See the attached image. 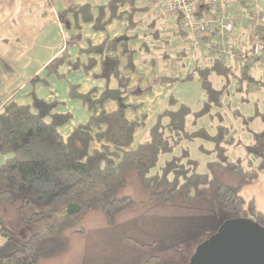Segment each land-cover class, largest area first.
Masks as SVG:
<instances>
[{
    "label": "trees",
    "instance_id": "1",
    "mask_svg": "<svg viewBox=\"0 0 264 264\" xmlns=\"http://www.w3.org/2000/svg\"><path fill=\"white\" fill-rule=\"evenodd\" d=\"M134 5L135 0H109L105 5L96 6V17L89 4L72 5L66 13L81 16L84 22H93L95 30L104 31L127 13V7L134 13ZM258 30L263 32L264 27L259 25ZM260 37L264 39V34ZM117 48L116 40L106 39L85 50L88 54H100L103 64L113 62L111 77L115 85H108L101 93L92 89L84 94L79 93L78 85L70 86L71 98L86 104L90 116L87 123L78 125L66 138L59 131L70 122L71 115L54 112L57 103L35 99V113L28 106L12 102L1 108L0 207H12L17 224L28 229L32 226L33 231L30 228V234L22 238L0 218V264H38L41 259L57 256L67 248L66 232L74 228L75 220L93 209H99L106 224L113 227L121 212L137 205L123 192L131 171L147 192L150 203L173 205L179 196L193 203L205 196L224 215L223 222L249 219L264 228V215L254 201L246 202L240 195L260 174L264 176V113L257 108L258 102H254L252 116L234 114L244 126L260 118L263 130L253 133L257 139L255 145L245 147V155L233 161L228 153L240 143L231 137L233 127L222 125L219 111L212 113L213 109L224 106L222 98L231 84L246 98L249 86L257 85L264 100V81L256 80L245 67L234 69L230 61L223 62L216 57L206 65L197 63L183 79H177L182 83L197 81L207 97L202 107L195 111L170 97L168 107L155 115L147 139L134 145L135 133L147 117L130 120L126 116L130 79L119 71L116 58L110 57ZM258 59H264V48L260 49ZM94 64L91 59L83 66L62 54L46 69L48 74L62 78L61 65L88 71ZM212 78L220 84L214 86ZM110 101L117 103L116 110L105 108ZM204 116L218 117L214 132L196 127L198 119ZM197 140L207 146L211 144L208 147L199 144L197 149L202 154L215 156L214 161L206 163L212 175L198 172L200 162L184 146ZM177 149L179 154L173 155ZM163 155H170V159L157 167ZM216 171L231 176L233 182L223 183L216 177ZM77 230L70 232L71 235L83 234V230ZM128 240L136 246H146ZM160 259V255H153L144 264H154Z\"/></svg>",
    "mask_w": 264,
    "mask_h": 264
},
{
    "label": "crops",
    "instance_id": "2",
    "mask_svg": "<svg viewBox=\"0 0 264 264\" xmlns=\"http://www.w3.org/2000/svg\"><path fill=\"white\" fill-rule=\"evenodd\" d=\"M108 1L0 0V110L12 102L28 106L35 113V99L57 103L54 112L71 115L70 122L59 131L66 138L78 125L87 123L90 116L86 104L71 98L70 86L78 85L79 93L84 94L92 89L101 93L108 85H115L111 77L113 62L103 64L100 54L85 52L90 46L113 39L118 42V48L110 57L116 58L119 71L130 79V93L125 100L129 106L126 116L130 120L145 116L146 124L149 117L168 107L171 87L182 83L177 78H184L169 76L168 73L172 72L166 70L160 71V64L170 61L178 66L182 62V69H186L188 74L197 63L206 65L208 60L213 59L208 53L191 49V36L180 32L178 17L164 15L153 4L154 0H135V12L131 14L127 7V13L111 22L104 31L95 30L94 23L84 22L81 16L66 13L72 5L89 4L96 17V6L105 5ZM244 1L232 0L227 10L229 18L236 25L235 37L242 39L241 44L233 41L232 47L241 45L247 51L252 47L249 43L252 37L259 44H263L264 39L253 29L248 30L254 26L255 16ZM260 4L264 7V0ZM62 31L67 33V39L63 38ZM62 54L83 66L91 59L95 64L88 71L81 68L71 70L67 65H61L59 73L64 74L62 78L48 74L47 66ZM190 66L191 70L188 68ZM257 67L249 72L253 77ZM262 76L264 70H261ZM171 79L178 81L167 82ZM105 108L114 111L117 103L107 102ZM144 125L137 131L144 129ZM233 130L236 131L235 128ZM237 134L235 138L240 140V133ZM235 154L234 157H239L236 150ZM240 195L246 202L253 200L257 210L264 215L263 174L243 188Z\"/></svg>",
    "mask_w": 264,
    "mask_h": 264
},
{
    "label": "rangeland",
    "instance_id": "3",
    "mask_svg": "<svg viewBox=\"0 0 264 264\" xmlns=\"http://www.w3.org/2000/svg\"><path fill=\"white\" fill-rule=\"evenodd\" d=\"M103 1L106 0H92V2L98 3ZM258 26L254 23V26L249 27L248 30L253 29L258 35L264 34V31L260 32L258 30ZM62 32L65 39L67 33ZM251 40H249V43L252 47L247 50L249 53L244 51L241 45L232 47L233 42L231 49L245 57L251 54L256 55V61L245 68L249 73L252 71L251 68L258 66L257 71L254 70L253 72L254 77L258 81H264V76L261 77V70H264V67L260 65L262 59H258L260 49L264 48V40L262 41L263 44L257 43L256 38L252 37ZM236 43L241 44L242 39L240 38V41L237 40ZM183 63H186V60H183ZM160 65H162L158 66L160 71L172 72L168 73L169 76L185 77L187 75L186 69H182V62L178 66L170 61L163 62ZM188 68L191 70L192 66ZM212 81L214 86L220 84L218 79L212 78ZM249 88L250 91L246 98L243 93L236 92L235 85L231 84L222 98L224 106L212 110V113L219 111L223 119L222 125L232 126L233 129H236V131H232L231 137L240 143L236 144L238 147L235 149L239 156L245 155V147H252L257 142L253 133H259L263 130V122L260 118H256L248 126L242 124L240 117L235 118V113L240 116H252L255 110L254 102H258L256 104L257 108L261 113H264L262 91L259 90L257 85L253 84ZM170 91L171 97L177 99L178 103H184L195 111L202 107L207 98L205 92L199 88L196 80L174 85ZM154 121L155 115L149 117L147 123L143 124L144 129L137 131L134 145L147 139L148 129ZM218 124L217 116L212 119L209 116H204L198 119L196 127H204L209 132H214ZM189 126L188 128H190ZM238 132L240 133V140L235 138ZM143 135H145V139ZM199 144H204L205 147L211 145L207 143V146L197 140L194 143H185L184 146L189 148L191 157L200 162L198 172L210 173L206 163L214 161L215 156L200 153L197 149ZM235 150L230 148L228 153L232 161L236 158L234 157L236 156ZM178 154L179 149L174 150L173 155ZM168 159H170V155L160 156L157 167H161ZM216 173V177L223 183L233 182L231 176L223 174L221 171H216ZM210 174L212 175V173ZM123 192L129 194L137 202V205L121 212L117 216L116 224L113 227L106 224L99 209H93L87 215L75 220L74 228L70 230L72 232L81 229L83 234L75 236L71 235L70 232H66L69 243L65 251L55 257L41 259L38 264H144V261L153 255L161 256V259L154 264H187L191 254H193V249L224 223V215L219 210L216 211L212 202L205 196L193 203L186 202L181 196L177 197L173 205L150 203L148 194L140 186L134 171L129 173L128 182ZM16 217V212L12 207H0V218L20 237L25 238L31 230L33 231V227L29 226L30 230V228L19 226ZM128 238L146 246H136Z\"/></svg>",
    "mask_w": 264,
    "mask_h": 264
},
{
    "label": "built area",
    "instance_id": "4",
    "mask_svg": "<svg viewBox=\"0 0 264 264\" xmlns=\"http://www.w3.org/2000/svg\"><path fill=\"white\" fill-rule=\"evenodd\" d=\"M232 0H154L164 15L178 17V29L190 34L191 49L208 53L223 62L230 61L237 69L248 67L256 61V55L243 56L231 49L236 25L228 16V6ZM245 4L255 13V23L264 26V8L261 0H245ZM67 39V36L65 37ZM239 64V65H238ZM264 67V60L260 63Z\"/></svg>",
    "mask_w": 264,
    "mask_h": 264
},
{
    "label": "water",
    "instance_id": "5",
    "mask_svg": "<svg viewBox=\"0 0 264 264\" xmlns=\"http://www.w3.org/2000/svg\"><path fill=\"white\" fill-rule=\"evenodd\" d=\"M188 264H264V228L249 219L225 221L195 248Z\"/></svg>",
    "mask_w": 264,
    "mask_h": 264
}]
</instances>
